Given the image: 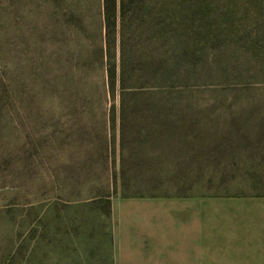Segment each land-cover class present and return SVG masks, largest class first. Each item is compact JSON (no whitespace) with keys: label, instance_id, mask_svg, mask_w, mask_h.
<instances>
[{"label":"rangeland","instance_id":"rangeland-1","mask_svg":"<svg viewBox=\"0 0 264 264\" xmlns=\"http://www.w3.org/2000/svg\"><path fill=\"white\" fill-rule=\"evenodd\" d=\"M197 251L264 252V0H0V264Z\"/></svg>","mask_w":264,"mask_h":264},{"label":"trees","instance_id":"trees-1","mask_svg":"<svg viewBox=\"0 0 264 264\" xmlns=\"http://www.w3.org/2000/svg\"><path fill=\"white\" fill-rule=\"evenodd\" d=\"M108 2L109 0H105V2ZM106 22H105V27H109V18L110 16L108 15V10L106 12ZM110 31V30H108ZM108 33V32H107ZM108 50L106 51V48H100L98 53H96V57L93 59L92 61V65L94 67V69L96 68V70L99 73L97 82H96V88H97V92L100 93V95H102V97H105L106 94H108L111 97H115V95H118L121 97V101H120V105L119 107L121 108V113L124 112V110L126 108H129V103L126 102V98L130 95L134 96L139 94L142 91H147V84L148 86H152L153 83L150 81L151 78H148V80L146 79L145 82H141V83H145L144 85H129L127 83V77H126V69L124 64H122L121 66L117 67L116 64H112L109 61H105V54L106 56L108 55ZM158 62V60L156 61ZM147 65V64H146ZM161 65L162 64H158L156 65V63H154L152 65V63H149V69L147 71V75L149 77L150 75V71L153 74H157L161 72ZM85 67V69H84ZM86 67L87 64H83L82 66H76L73 67L75 69V72H73V78H72V82L74 86H77V82L79 81V79L82 78V76L85 78L86 77ZM83 69V70H82ZM190 66L184 62L183 66H182V70H181V75L184 77L187 74H189L190 72ZM167 73V71L165 70V72L163 71V76ZM140 81V80H139ZM149 82V83H148ZM77 83V84H76ZM88 83V82H87ZM87 83H85V86L82 87V90H79L78 86V91L80 92H92L93 90V86H88ZM134 83V82H133ZM147 83V84H146ZM151 83V84H150ZM157 86V85H156ZM144 91V92H145ZM147 104V103H146ZM114 109L115 107H112V114H114Z\"/></svg>","mask_w":264,"mask_h":264},{"label":"crops","instance_id":"crops-1","mask_svg":"<svg viewBox=\"0 0 264 264\" xmlns=\"http://www.w3.org/2000/svg\"><path fill=\"white\" fill-rule=\"evenodd\" d=\"M147 264V257H144ZM153 264H264V252L252 254L246 253L240 256H217L213 253L182 252L175 257H152Z\"/></svg>","mask_w":264,"mask_h":264}]
</instances>
